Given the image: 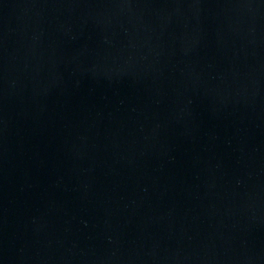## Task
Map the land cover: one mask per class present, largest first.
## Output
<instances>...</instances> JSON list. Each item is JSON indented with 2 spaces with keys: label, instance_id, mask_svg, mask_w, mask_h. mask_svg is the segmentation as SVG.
Wrapping results in <instances>:
<instances>
[{
  "label": "water",
  "instance_id": "95a60500",
  "mask_svg": "<svg viewBox=\"0 0 264 264\" xmlns=\"http://www.w3.org/2000/svg\"><path fill=\"white\" fill-rule=\"evenodd\" d=\"M0 264H264V0H0Z\"/></svg>",
  "mask_w": 264,
  "mask_h": 264
}]
</instances>
